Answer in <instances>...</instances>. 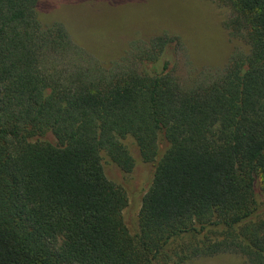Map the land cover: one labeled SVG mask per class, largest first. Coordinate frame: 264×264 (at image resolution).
Returning a JSON list of instances; mask_svg holds the SVG:
<instances>
[{"label": "trees", "instance_id": "obj_1", "mask_svg": "<svg viewBox=\"0 0 264 264\" xmlns=\"http://www.w3.org/2000/svg\"><path fill=\"white\" fill-rule=\"evenodd\" d=\"M41 0H0V264H182L233 250L264 264V0H219L246 51L188 85L173 72L178 36L132 40L103 65ZM111 1V0H110ZM130 47V48H129ZM153 167L138 229L127 188L102 153ZM222 228V239L184 236Z\"/></svg>", "mask_w": 264, "mask_h": 264}, {"label": "rangeland", "instance_id": "obj_2", "mask_svg": "<svg viewBox=\"0 0 264 264\" xmlns=\"http://www.w3.org/2000/svg\"><path fill=\"white\" fill-rule=\"evenodd\" d=\"M41 19L45 23L61 21L73 41L82 48L84 58L103 65L120 60L130 42L167 33L178 36L173 47V72L183 85L190 84L200 72H215L224 67L234 51H246L242 38L230 36L225 20L230 9L219 0H41ZM130 48V47H129ZM135 158L136 166L124 172L102 153L107 176L127 188L128 205L124 221L131 231L138 229V211L149 187L153 167L141 160L134 140L123 139ZM264 216V203L259 207ZM222 228L207 227L184 236L185 243L202 244L222 239ZM182 264H248L241 253L229 250L212 255H197Z\"/></svg>", "mask_w": 264, "mask_h": 264}]
</instances>
